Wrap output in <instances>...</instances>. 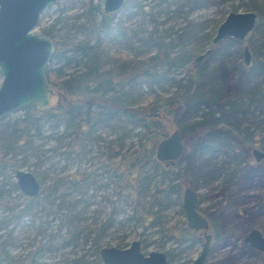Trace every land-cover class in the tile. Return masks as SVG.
I'll use <instances>...</instances> for the list:
<instances>
[{
  "label": "trees",
  "instance_id": "obj_1",
  "mask_svg": "<svg viewBox=\"0 0 264 264\" xmlns=\"http://www.w3.org/2000/svg\"><path fill=\"white\" fill-rule=\"evenodd\" d=\"M225 1L125 0L117 12L126 10L128 17L137 16L134 26H130L123 23L117 12L105 13L97 0H87L80 11L64 15L61 7L51 21L39 25V31L53 41L45 77L58 98L45 109L29 104L19 108L21 114L14 118L9 119L8 114L0 117V176L5 178L0 179V189L7 185L18 188L12 176L20 166H27L40 183L36 195H22L21 203L6 206L9 215L5 216V223H16L22 215L33 218L36 211L44 208L63 223V228L59 224L56 231L58 245L82 246L69 264H99L98 249L105 235L128 223L135 228L133 224L140 222L141 216L149 221V216L157 214L156 209L147 215L141 213L148 212V208L137 211L143 208L149 191L158 201L157 210L166 208L171 194L180 196L181 184L188 180L194 161L202 154H224L228 141L230 158L246 160L254 135L261 132L257 98L248 97L250 103L255 101L254 114L240 108L236 99L245 94L246 68L242 61L236 64V79L224 87L213 86L218 77L209 70L224 40L227 45L238 43L241 53L239 42L226 37L198 64L193 63L194 55L210 44L212 31L224 14L236 10L234 4L226 10ZM244 6L256 12L255 26L264 22V0H249ZM205 8H212L206 18L188 17ZM173 18V23L161 27ZM178 18L183 20L181 24L177 23ZM147 51L150 53L143 55ZM145 93L152 97L143 103ZM200 109L201 116L191 120ZM163 119L182 134L183 169L174 164L164 165L154 156L158 139L166 134ZM45 123H49L48 136L51 132L56 135L54 146L44 148L43 142L34 140L43 135ZM92 147L101 166L112 168L104 175L102 188L106 189L112 180L117 192L114 198L110 193L101 194L110 207H94L93 221L87 223L85 213L94 194H86V182L96 181L91 172L75 170L51 175L41 164L48 150L62 153L63 159L81 162ZM30 155L34 156L32 162H28ZM245 168L238 161L233 163L230 171L223 173L226 176L222 175L225 186L233 184L235 191L242 187L243 180L252 179L253 170ZM3 194L0 191V198ZM120 196L132 203L130 212L123 207ZM207 216L210 229L218 238L224 231L223 218L219 214ZM11 231L12 226L0 238V264H65L61 259H39L44 248L52 249V245L44 246L42 242L23 254L10 255ZM126 235L122 231L115 236L116 246L126 244ZM214 264L225 263L218 259Z\"/></svg>",
  "mask_w": 264,
  "mask_h": 264
},
{
  "label": "rangeland",
  "instance_id": "obj_2",
  "mask_svg": "<svg viewBox=\"0 0 264 264\" xmlns=\"http://www.w3.org/2000/svg\"><path fill=\"white\" fill-rule=\"evenodd\" d=\"M63 1L66 2L65 6L62 5ZM85 1L87 0H55L41 12L37 28L39 25L51 21L58 13L59 8H63L62 14L70 15L80 11L84 6ZM248 1L249 0H226L224 7L228 10L229 5L234 4L237 5L236 10H245L244 4ZM211 11L212 8L193 11L188 15V17L193 18L194 20L202 19L203 17L206 18L211 14ZM116 15L118 17L120 16L123 19V23L126 25L134 26L137 17L136 15L128 17L126 10L117 12ZM162 17L163 16L158 19L161 20ZM174 21L175 18L168 19L163 25H161V27H165ZM176 21L181 24L183 20L178 18ZM263 38L264 30L262 33H260V31H255L248 39V44L251 49V58L253 61L264 58V47L261 45ZM227 44L226 40H224V43L214 54L215 59L209 65V70L212 72L211 75L218 77L215 79L213 86L224 87V85L231 83L234 79H236V69L234 66L241 61L238 43L231 45ZM149 53L150 51H147L143 55H148ZM252 72L253 75L248 81L245 95L242 98L236 99L240 102V108L246 110V112L251 111L254 114V108L256 107L255 101L250 103L248 97L252 96L257 98L258 92H260L262 84H264V71L258 67L253 68ZM180 75L181 73H178L175 76L179 77ZM52 90L53 92L50 100L51 104H53L58 98L57 91L54 88H52ZM151 97L150 93H145L142 102H147ZM202 109L204 110V108ZM202 109L198 110L191 117V120L199 118L201 116V112H203ZM20 114L21 110L18 108L10 111L8 113V117L11 119ZM163 123L166 127L167 134L173 127H171V124H169L166 119H163ZM49 131V123H45L42 133L44 136H39V138H36L34 142H43L44 144L42 147L44 148L54 146V136L56 134L51 132L48 136ZM105 133L108 134L109 131L105 130ZM230 143L231 141H228V144L224 146V154L221 152L202 154L194 161L195 167L189 170L188 180L181 184L180 196L178 197L175 194H171L170 199L167 200L168 206L166 208L157 210L158 201L156 200L155 195L152 194V191H149L144 198L142 205L143 208L139 207L137 211L142 212L148 208V212L144 211L141 213L147 215L151 210L156 209L157 214L149 216V221H145L143 216H141L139 218L140 222H136L135 225L133 224L135 228H132V224L128 223L122 226V230H112L105 235L103 238L104 240L101 242L102 245H116L115 236L124 231L127 233L123 240L124 244H127L132 239H138L144 252L153 249L168 250V252L172 255L170 264H179L182 260H184V264H190L191 259L199 250L200 242L195 240L192 247H186V244L191 240L190 238L198 237L196 231L193 232L185 227V215L181 207V191L185 185H189L191 188L195 189L200 196L197 208L213 214L220 213V215L225 217V231L228 230V232L226 231L227 234L225 236L224 231L220 238L214 240L212 239L206 256V262L215 261V259L218 258L222 259L225 263L227 257L235 256L234 260L230 264L252 263L255 257L251 254L248 255L249 257L244 255V253L240 254L239 250H242L244 247L242 234L250 225H257L264 233V214L259 215L256 213L257 210L261 208L264 209V206L261 205V203L264 202V169L259 171L257 168H263V165L256 163L250 156L248 157V160H245L242 157L231 159ZM95 153V147H92V150L87 154L85 159L81 162H76L71 161L70 159H63L62 153H53L48 150L44 154L45 159L41 164V168L45 169L48 173L50 172L51 175L54 173L63 175L75 170L91 172V177L95 178L96 181L88 182L89 180H87L86 182V194H94L89 198L91 204L89 205V211L85 213L87 216V223H91V221H93V217H91L93 216L91 210H93L94 207L98 208L99 205H104L106 210L110 207V204L102 199L101 194H105V192L110 193L111 197L114 198L117 192L116 186L112 180L108 182V187L106 189L102 188L101 184L105 180L104 175H108L112 168L110 167L107 169L108 166L102 167L101 162L96 160V157L94 156ZM48 154L53 155L51 158H46V155ZM33 157V155H30L28 162L34 161ZM52 161L57 162L52 164ZM236 161H238L240 165L245 164V169L250 168L253 170L251 172L253 177L250 180H243L240 183L242 187L234 191L233 189H236V187L233 184H229L226 187L225 182L222 180L223 176H226L223 175V173L230 171L233 167V163L235 165ZM247 161H249L248 164H246ZM172 164L180 167L181 169L185 167V161L181 160L180 156L174 159ZM171 166L173 165H170V167ZM19 168L27 169V166H20ZM95 174L98 176L97 179ZM1 178L5 179L0 176V179ZM155 178L158 179L156 176ZM12 179H14V176H12ZM48 181L45 183H48ZM6 187L8 189H12V191H4L3 196L0 198V238L4 237L5 231L12 226V244H10L8 249L10 255L16 256L23 254L42 242L44 246H49V244L52 245V249L49 250L48 248H44L43 251L40 252L41 256L39 259L45 261L61 259L62 263L69 264L71 262V258L75 254L82 251V246H80V244H77V246H72L71 244L62 246L58 245L59 236L56 234V231L59 224L61 229L63 228V223H61L57 217L54 218L50 216L46 209L43 208L40 211H36L33 218L29 215H22L16 223L4 222L5 216L7 217L9 215V211H6V206H14L16 203H21L24 199L20 191H15L11 185H7ZM227 194L230 197H227ZM121 198H123L121 201L123 203V207L127 212H130L132 203L128 199L124 198V196ZM115 226L117 227V224ZM106 239L108 240L105 241ZM183 246H185L184 250L179 254H176L177 251H179V248ZM83 247L86 248V245H83ZM99 264L103 263L100 262Z\"/></svg>",
  "mask_w": 264,
  "mask_h": 264
},
{
  "label": "water",
  "instance_id": "obj_3",
  "mask_svg": "<svg viewBox=\"0 0 264 264\" xmlns=\"http://www.w3.org/2000/svg\"><path fill=\"white\" fill-rule=\"evenodd\" d=\"M55 0H0V117L6 113L34 104L37 109L51 105L52 87L45 77V66L53 52L51 38L37 28L41 12ZM125 0H98L105 13L117 12ZM255 11L229 10L216 25L210 37V45L196 53L193 63L213 50L215 44L225 37L238 41L254 26ZM244 60H248L247 47L243 46ZM183 139L179 128H172L158 139L154 156L164 165L172 164L183 151ZM258 160L263 152L252 148ZM14 180L23 194L33 196L40 187L35 175L27 169H16ZM197 193L189 185L181 192V207L186 225L193 229H205L206 218L196 210ZM248 243L260 248L264 256V236L251 228L243 237ZM209 233H204V241L191 264H203L208 248ZM98 254L103 264H168L162 250L140 249L139 240L132 239L125 247L101 245Z\"/></svg>",
  "mask_w": 264,
  "mask_h": 264
},
{
  "label": "flooded vegetation",
  "instance_id": "obj_4",
  "mask_svg": "<svg viewBox=\"0 0 264 264\" xmlns=\"http://www.w3.org/2000/svg\"><path fill=\"white\" fill-rule=\"evenodd\" d=\"M247 10V9H246ZM251 10V9H250ZM254 11V10H253ZM255 15H256V12H255ZM256 19H257V15H256V18H255V23H256ZM255 23H254V26L244 35V37H243V40H241V41H238L239 42V44H240V47H241V53H240V55H241V61H242V64H243V66L246 68L245 69V84H244V90H245V93H246V91H247V82H248V79H250V77L253 75V72H252V69L253 68H258L259 67V69H261V70H263L264 71V58L263 59H261V60H257V61H253L252 60V58H251V49H250V45L248 44V39H249V37H250V35H252L255 31H260V33H262L263 32V30H264V22H261L260 24H257L256 26H255ZM226 38V37H225ZM232 38V37H231ZM234 39V38H233ZM236 40V39H235ZM210 45V44H209ZM209 45H207V46H209ZM216 45V44H215ZM246 46L247 47V50H248V60L247 61H245L244 60V55H243V46ZM262 47H264V38H263V40H262ZM206 46V47H207ZM215 47V46H214ZM204 49V48H203ZM202 49V50H203ZM212 51V50H211ZM200 52V51H199ZM263 54V53H262ZM206 56V55H205ZM204 56V57H205ZM203 58V57H202ZM202 58L197 62V63H195V64H198L201 60H202ZM245 95V94H244ZM257 100H258V102H257V108H256V113L258 114V118H259V121H260V123H259V127L261 128V132H257L255 135H254V138H253V145H251L250 147H249V150H248V157L250 156V157H252L253 159H254V161L256 162V163H259V164H262L263 165V168L262 167H260V169L259 168H257L259 171H261L262 169H264V84H262V88H261V90H260V92H258V96H257ZM9 113V112H8ZM8 113H6V114H8ZM5 114V115H6ZM252 148H257L258 150H260L261 152H263V154L261 155V157L258 159V160H255V158H254V156H253V154H252V152H251V149ZM248 157L246 158V160H248ZM249 163V161H247L246 162V164H248ZM19 169V168H18ZM15 173V172H14ZM14 173H13V176H14ZM36 177V176H35ZM15 179V178H14ZM36 179L38 180V178L36 177ZM15 181V180H14ZM39 182V181H38ZM40 184V183H39ZM40 188V187H39ZM15 191H20L21 192V194L22 195H24V196H29V195H25V194H23L22 193V191L19 189V188H17V189H14ZM0 191H12V189H8V188H5V189H3V188H1L0 189ZM39 191V190H38ZM182 192V191H181ZM38 193V192H37ZM36 193V194H37ZM197 193V192H196ZM35 194V195H36ZM34 196V195H33ZM227 197H230L228 194L226 195ZM200 201V196L198 195V193H197V204H196V210L199 212V214H201V215H203L205 218H206V221H207V227L205 228V229H200V228H198V229H193V228H189V227H187V225H186V220H185V227L188 229V230H191V231H196L197 232V234H198V237H192V238H190L191 240H190V242L189 243H187L186 244V247H192L193 246V242L196 240V241H198V242H200V247H199V250H200V248H201V245H202V242L204 241V233H209V239H208V248H207V252H206V254H205V257H204V259H203V264H214L217 260H218V258L217 259H215V261H211V262H206V256H207V254H208V251H209V248H210V242L212 241V239L214 240V239H218V238H220V236L218 237V238H215L214 237V233H213V231H211V229H210V222H209V217L207 216V214H209V215H211V216H215V215H217V214H219L220 215V213H217V214H213V213H211V212H206L205 210L203 211V210H199L198 208H197V205H198V202ZM233 203H234V201H233ZM261 205L262 206H264V202H262L261 203ZM184 212V211H183ZM256 213L257 214H259V215H261V214H264V209H259V210H257L256 211ZM238 214V213H237ZM220 217H222L223 218V221H222V224L224 225V231H225V229H226V223H225V217L224 216H222V215H220ZM251 228H256L257 230H259V232L261 233V235H263L264 236V233H263V231L261 230V228L260 227H258L257 225H250L245 231H244V233L242 234V242H243V249L241 250H239V253L240 254H242V253H244V255H247V257H249L248 255H252L253 257H255L254 258V261L251 263H249V264H264V256H263V252H262V250L260 249V248H256V247H254V246H252V245H250L249 243H248V241L247 240H244V236L248 233V231L251 229ZM223 231V232H224ZM227 232H228V230H226ZM225 231V234H224V236L227 234V232ZM222 235V234H221ZM130 242V241H129ZM128 242V243H129ZM128 243L127 244H125L124 246H121V247H125V246H127L128 245ZM139 245H140V249L142 250V248H141V244H140V241H139ZM116 246V245H115ZM118 247H120V246H118ZM184 248H185V246H183V247H181V248H179V251H177V253L176 254H179L180 252H182L183 250H184ZM199 250L196 252V254H195V256L198 254V252H199ZM143 251V250H142ZM164 253H165V257H166V260H167V262H168V264H170V260H171V258H172V255H171V253L170 252H168V250H162ZM144 252V251H143ZM145 253V252H144ZM170 255V259H168L167 258V256H169ZM98 256H99V254H98ZM195 256L191 259V261H190V264L192 263V261H193V259L195 258ZM237 256V255H236ZM234 257L235 256H231V257H227L226 258V261H225V264H230L233 260H234ZM100 259V258H99ZM100 262H101V260H100ZM179 264H184V260H182V261H180V263ZM245 264V263H244Z\"/></svg>",
  "mask_w": 264,
  "mask_h": 264
}]
</instances>
